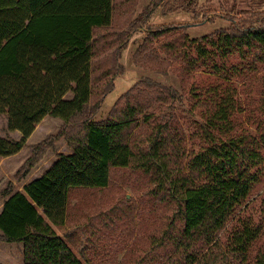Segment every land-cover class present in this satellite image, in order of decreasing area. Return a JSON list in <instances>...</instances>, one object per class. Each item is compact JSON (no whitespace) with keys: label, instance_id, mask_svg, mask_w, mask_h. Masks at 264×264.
<instances>
[{"label":"trees","instance_id":"1","mask_svg":"<svg viewBox=\"0 0 264 264\" xmlns=\"http://www.w3.org/2000/svg\"><path fill=\"white\" fill-rule=\"evenodd\" d=\"M95 2L98 7L92 12L32 16L31 0H0V113L6 117L5 130L20 133L18 138L0 135V158L20 151L47 115L62 121L58 135L65 136L70 148L68 153H57L38 178L24 183L22 192L4 202L0 241L22 245L23 264H82V248L72 249L67 235L53 228L66 225L70 190L106 187L112 169L133 164L151 172L155 189L167 191L176 201L180 225L167 262L264 264V227L241 215L256 182L251 169L262 158L264 100L253 120L258 136L232 132V95L226 92L213 101V111L196 128L202 143L195 151L184 145L173 110L154 125L146 148L129 140L139 115H144L143 122L152 118L144 110L156 101L180 99L176 89L150 77L123 92L104 119L94 118L115 78L124 71L119 60L132 31L144 28L145 34L134 52V63L157 73L166 74L171 58L180 53L182 58L206 61L237 52L264 61V10L228 15L226 27L189 39L191 50L181 39H176V46L165 42L163 56L156 40L172 39L173 31L183 27L146 24L163 0H149L135 16L132 2ZM98 29L106 32L96 34ZM108 44L112 45L109 51ZM97 47L105 49L100 56ZM213 68L224 66L215 63ZM51 138L34 145L18 169V178L26 177L44 157L55 140ZM89 264L146 263L139 259L89 260Z\"/></svg>","mask_w":264,"mask_h":264},{"label":"rangeland","instance_id":"2","mask_svg":"<svg viewBox=\"0 0 264 264\" xmlns=\"http://www.w3.org/2000/svg\"><path fill=\"white\" fill-rule=\"evenodd\" d=\"M95 1L31 0V12L33 15L59 11L92 12L98 7ZM120 1L122 0H117ZM126 1L133 3L131 9L135 10V16L143 10L149 0ZM100 7L105 9L102 4ZM263 10L264 0H163L151 13L146 24L153 27L162 24L183 26L173 31L171 35L174 38L156 40V46L163 56H166L162 46L165 42L176 46L177 40L181 39L191 50L189 39L226 27L229 24L228 15L237 16L244 12ZM103 12L107 14L106 9ZM195 14L197 15L194 16ZM103 32L106 31L98 29L96 34ZM144 37V28L132 31L119 60L124 71L115 78L114 88L106 94L94 116L95 120L104 119L117 98L137 81L150 77L176 89L180 99L171 102L156 101L152 107L144 110L151 113L152 118L143 122L144 115H139V122L131 127L128 136L133 144L146 148L149 137L153 135L154 125L163 121V114L168 116L173 110L182 126L180 131L185 137L184 145L187 149L197 150L198 143L202 141L196 134V128L213 111V101L220 100L226 92L232 95L235 105L231 114L232 132L238 134L247 131L250 135L257 136L260 134L253 120L259 116L258 106L264 100V61H259L251 55L242 57L237 52L225 58L215 55L206 61L192 60L191 56L182 58L180 53L178 57L171 58L170 65L167 66L168 72L162 74L134 63V52ZM108 46L107 51L112 45ZM97 51L100 56L105 49L97 47ZM215 63L224 66V69H214ZM5 123L6 117L0 113V135L6 133ZM61 126L62 121L59 118L45 116L36 125L29 144L18 153L19 156L8 158L1 163L0 186L2 185L1 189L4 190L0 198H4L7 190L17 193L23 182L38 177L55 160L57 153L70 151L65 136L58 135ZM49 136L55 139L51 142V148H48L44 157L26 177L18 178V169L32 153L34 145ZM259 152L262 158L251 169L256 174V182L241 215L249 216L254 223L264 227L263 143L260 144ZM170 164H173L172 161ZM155 185L151 172L131 164L129 167L112 169L106 187H76L70 190L67 226L63 231L68 228L82 230V241H67L74 250L82 248V264H89V260L128 262L139 259L146 264H171L167 262L166 254L172 252L171 241H174V236L178 234V207L167 191H157ZM6 198L4 199L7 200ZM20 245H8L0 241V261L3 264H20L21 258L23 260Z\"/></svg>","mask_w":264,"mask_h":264},{"label":"crops","instance_id":"3","mask_svg":"<svg viewBox=\"0 0 264 264\" xmlns=\"http://www.w3.org/2000/svg\"><path fill=\"white\" fill-rule=\"evenodd\" d=\"M32 16H33V13H32ZM35 131V130H34ZM34 131L31 133V135L27 138V140H26V143H25V145L20 149V151L22 150L23 151V149H24V147L27 145V144H29V139H30V137L32 136V134L34 133ZM6 133H7V135L8 136H10V137H12V138H18L19 136H20V133L18 132V131H10V132H7L6 131ZM6 133L4 134V135H2V136H6ZM20 151H18L17 153H15V154H13V155H10V156H6V157H1L0 158V165H1V163L4 161V160H7L8 158H17V156H19L18 155V153L20 152ZM52 163V162H51ZM51 165V164H50ZM49 165V166H50ZM48 166V167H49ZM47 167V168H48ZM46 168V169H47ZM45 169V170H46ZM44 170V171H45ZM43 171V172H44ZM42 172V173H43ZM41 173V174H42ZM40 174V175H41ZM40 175H38V177L40 176ZM38 177H36V178H38ZM36 178H31L30 179V181L31 180H34V179H36ZM27 182H29L28 180L26 181V182H23L22 184H21V186L19 187V189H17V191L18 192H22L23 191V184L24 183H27ZM2 188V185L0 186V195H2L3 194V190L4 189H1ZM6 192V191H5ZM6 193H8V194H4V198L5 197H7L6 199H8V198H12L13 197V195L15 194V192H13V190H7V192ZM4 198H0L1 200H0V212H1V210H2V207H3V205H4V202L6 201ZM3 199L5 200V201H3ZM40 212H41V209H38ZM67 226V223H66V225H65V227ZM65 227H64V229H65ZM53 228H54V230L58 233V234H60V235H64V234H66L67 236H66V241H82V237H83V235H82V230L81 229H78V230H76L75 228L74 229H70V228H68V230H64L63 231V229H58L57 227H55V226H53ZM5 243V242H4ZM8 245L9 244H14V243H7ZM20 246H22V245H20ZM70 246V245H69ZM71 247V246H70ZM72 248V247H71ZM73 249V248H72ZM20 264H23V260H22V258H21V261H20Z\"/></svg>","mask_w":264,"mask_h":264}]
</instances>
